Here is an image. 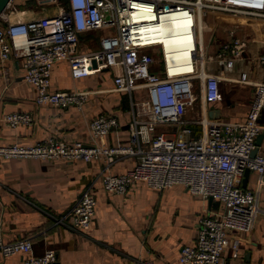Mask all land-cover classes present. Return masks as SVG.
I'll return each instance as SVG.
<instances>
[{
	"label": "built area",
	"instance_id": "obj_1",
	"mask_svg": "<svg viewBox=\"0 0 264 264\" xmlns=\"http://www.w3.org/2000/svg\"><path fill=\"white\" fill-rule=\"evenodd\" d=\"M33 1L44 10V6H52L55 12L24 20L14 16L16 7L9 11L10 0L0 14V60L21 61L24 80L33 86L38 105L79 110L95 92L74 88L55 90L52 86L54 66L67 62L74 81L104 69L111 70L114 73L112 90L130 96L127 140L119 139L116 145L106 143L109 133L120 128L119 118L110 113L88 121V145L49 137L32 146L18 143L0 146V157L103 160L104 170L97 179L107 193L124 195L132 184L142 182L155 190L183 185L193 195L212 197L219 207L199 217L196 241L181 248L178 262L225 264L223 255L229 244V234L251 232L262 212L264 154L260 152L261 145L255 156L252 152L257 147L258 136L264 135L261 123L264 82L253 83L246 73L234 79L229 78L225 70H210L209 65L216 63L233 68L248 45L244 39L234 37L222 45V51L207 55L199 44L197 31L201 30L200 20L207 10L262 17L263 12L256 9L257 0ZM148 13L156 18L141 19ZM174 13L193 16L196 36L190 67L178 71L170 68L163 45L143 43L139 34L144 22L157 21ZM97 31H104L99 47L81 50V36ZM258 60L264 65V49ZM225 81L254 84V96L244 120H212L205 107L196 118H186L187 112L194 110L198 84L201 101L206 105L219 100L220 85ZM2 118L12 128L33 123L32 115L27 112H11ZM191 124L201 126L200 138L194 137ZM158 126H169L170 130L158 132ZM125 157L134 159L131 169L119 174L107 172ZM246 169L257 175L253 189L242 186ZM96 204L93 185H90L82 191L69 213L55 218V222L75 231H86L93 222ZM0 253L4 257L21 254L25 264H57L54 249L37 256L29 239L10 241L1 233ZM237 255L238 248L234 244L233 256Z\"/></svg>",
	"mask_w": 264,
	"mask_h": 264
},
{
	"label": "crops",
	"instance_id": "obj_2",
	"mask_svg": "<svg viewBox=\"0 0 264 264\" xmlns=\"http://www.w3.org/2000/svg\"><path fill=\"white\" fill-rule=\"evenodd\" d=\"M30 1L11 0L9 11L17 6L21 13L16 12L14 16L31 19ZM256 6L263 12L262 17L215 10L203 13L198 39L207 55L222 51V45L234 37L244 39L248 45L242 59L236 61L233 68L227 69L224 64L216 63L209 65L210 70H225L227 76L234 79L246 73L249 81L264 82V65L258 60L264 49V0H257ZM51 9L41 13H51ZM97 32L81 36V50L99 47L101 35ZM156 39L161 41L170 58L187 55L195 48L192 26L165 40L162 37ZM180 69L185 68L172 71ZM113 76L111 70L104 69L74 81L68 63H57L52 70L55 90L74 88L95 92L82 110L57 108L35 102V90L24 80L21 61L0 60V146L13 143L32 146L49 137L88 145V121L110 113L119 118L120 128L109 133L106 143L116 145L119 139L127 140L130 96L112 90ZM225 82L230 89L222 94V82L218 101L206 105L203 101L197 102L194 110L187 112L186 118H196L205 107L212 120H244L254 96V84ZM17 111L30 113L32 125L8 126L3 115ZM261 123L264 124V112ZM190 126L194 137L200 138L201 126ZM260 152L264 154V137ZM134 163L131 157L121 158L107 172L123 173ZM103 170V160L45 161L0 157V233L10 241L29 239L37 256L47 249H54L57 264H179L181 248L196 241L199 217L219 207L217 201L210 202L209 198L193 195L183 185L155 190L145 183L136 182L124 195L107 193L97 179ZM256 181L257 175L250 173L245 188H255ZM90 185H93L97 201L91 227L86 231H75L65 224L56 223L55 218L66 216L82 191ZM260 208L262 212L251 232L229 234V244L223 255L225 264H264V187L260 194ZM67 222H70L69 218ZM234 244L238 248L236 257L233 256ZM0 264L25 263L21 254L4 257L0 253Z\"/></svg>",
	"mask_w": 264,
	"mask_h": 264
},
{
	"label": "bare ground",
	"instance_id": "obj_3",
	"mask_svg": "<svg viewBox=\"0 0 264 264\" xmlns=\"http://www.w3.org/2000/svg\"><path fill=\"white\" fill-rule=\"evenodd\" d=\"M155 18L156 17L153 13H148L147 16L142 17L141 19L153 20ZM193 24H194V18L192 15L186 13H174L171 15H166L161 19H158L157 21H152L149 23L144 22L143 26L139 30V34H141L140 37L143 43H157L162 45L161 41H155L157 40L156 37H162V39L165 40L166 37L167 38L171 37L190 26L193 27ZM195 44H196V36H195ZM191 50L187 55H183L178 58H174V57L170 58L165 49V57L168 61L170 68L171 69H178L180 67H184L185 69L189 68L191 65V58H192Z\"/></svg>",
	"mask_w": 264,
	"mask_h": 264
},
{
	"label": "rangeland",
	"instance_id": "obj_4",
	"mask_svg": "<svg viewBox=\"0 0 264 264\" xmlns=\"http://www.w3.org/2000/svg\"><path fill=\"white\" fill-rule=\"evenodd\" d=\"M32 3V4H31ZM30 4H31V8H29L30 9V13L31 14H29V16L30 17H43L44 15H46V14H42L41 12H43L44 13V9L42 8V7H40V6H38V5H36L32 0L30 1ZM27 5V4H26ZM44 8L45 9H51L52 11H50L51 13H48V14H53L55 11L53 10L54 9V7H52V6H49V7H47V6H44ZM16 9H17V12H19V13H21L20 11H19V9L17 8V6H16ZM21 10V9H20ZM104 33V31H99V32H97V34L100 36V35H102ZM200 33V32H199ZM197 35H198V32H197ZM155 51H157V50H155ZM209 55V54H208ZM230 89V87L228 86V84H227V82H223V84L221 85V92H222V94L226 91H228ZM196 103L198 102V103H200L201 102V94H200V85L198 84V87H197V89H196ZM170 130V127L169 126H158L157 127V131L158 132H160V131H169Z\"/></svg>",
	"mask_w": 264,
	"mask_h": 264
},
{
	"label": "water",
	"instance_id": "obj_5",
	"mask_svg": "<svg viewBox=\"0 0 264 264\" xmlns=\"http://www.w3.org/2000/svg\"><path fill=\"white\" fill-rule=\"evenodd\" d=\"M10 2V0H0V14L5 11L6 7L8 6V3ZM95 65V63H94ZM212 115V113H211ZM263 135H259L257 140H256V149L252 152V156H255L256 153L258 152V148L259 146L261 145L262 143V139H263ZM249 175H250V170L249 169H246L245 172H244V178H243V181H242V186L245 188L246 187V184H247V181H248V178H249ZM213 200L212 197H209V201L211 202Z\"/></svg>",
	"mask_w": 264,
	"mask_h": 264
}]
</instances>
